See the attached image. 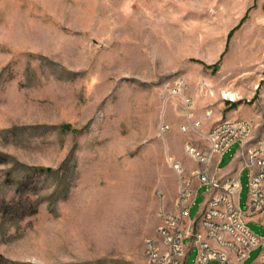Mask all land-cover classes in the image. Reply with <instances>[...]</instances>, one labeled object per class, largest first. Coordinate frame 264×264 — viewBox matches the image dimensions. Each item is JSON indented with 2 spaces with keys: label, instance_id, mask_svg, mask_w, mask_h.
Returning a JSON list of instances; mask_svg holds the SVG:
<instances>
[{
  "label": "rangeland",
  "instance_id": "obj_1",
  "mask_svg": "<svg viewBox=\"0 0 264 264\" xmlns=\"http://www.w3.org/2000/svg\"><path fill=\"white\" fill-rule=\"evenodd\" d=\"M250 1L0 0V264H148L159 211H176L169 156L197 166L190 139L173 137L194 131L181 129L182 96L165 86L182 76L212 98L206 109L217 96L255 106L264 7L255 19ZM240 182L245 212L247 169ZM246 224L264 238L263 224Z\"/></svg>",
  "mask_w": 264,
  "mask_h": 264
},
{
  "label": "built area",
  "instance_id": "obj_2",
  "mask_svg": "<svg viewBox=\"0 0 264 264\" xmlns=\"http://www.w3.org/2000/svg\"><path fill=\"white\" fill-rule=\"evenodd\" d=\"M166 84L168 95H181L187 115V123L181 129H197L199 119H192L193 98L185 95L188 86L182 76H176ZM211 109L205 110V116ZM162 124L161 129H168ZM253 132L251 121L243 118L224 119L204 135L207 148L200 149L192 143L185 144V152L200 167L187 172L183 164L173 156L169 162L178 174L176 211H159L156 235L146 239L145 255L148 264H184L189 247L196 246L194 264H242L249 251L262 246L257 259L250 264H264V238L247 226L244 212L238 201L241 182L238 176L221 178L212 162L220 157L234 142L250 141ZM246 165L250 168L248 179V211L264 210V138L252 141L246 148ZM197 182L213 190L204 198L198 214L189 217V205L195 199ZM188 239L189 245L184 241Z\"/></svg>",
  "mask_w": 264,
  "mask_h": 264
},
{
  "label": "crops",
  "instance_id": "obj_3",
  "mask_svg": "<svg viewBox=\"0 0 264 264\" xmlns=\"http://www.w3.org/2000/svg\"><path fill=\"white\" fill-rule=\"evenodd\" d=\"M254 5V15L255 19H260L263 14V7H264V0H252L248 3V6ZM250 24V22H249ZM185 94L188 96L193 97V113H192V119H199L200 120V126L197 128L198 130L194 129V131L190 132L188 135L182 136L180 140L177 139V134H174V139L176 141L182 142L184 139H190V143L196 145L200 149H206L207 148V141L204 139V135L214 126L215 123H217L220 120L224 119H237V118H243V119H250V121L253 124V132L250 141L247 142H238V147L236 150L228 157L227 162L220 166V162L224 159L232 145L218 158H215L212 162V168H215L217 170V175L221 178H228L231 176H238L240 178V174L244 169H247L248 171V179H249V170L250 168L246 165L247 163V156L245 154L246 148L248 145L257 139H263L264 138V83L260 89V94L258 97V102L255 103V106L249 107V105L244 103H236L233 101H229L227 99H224L223 97L217 96V104L213 109H211L212 115L209 117H205V110H206V103L211 100V97L202 96L201 93L193 91L187 88L185 91ZM233 93H231V96L233 97ZM236 95V94H235ZM171 110V108H170ZM182 111H178L177 116L175 119L172 120L175 126L179 122H182L183 120ZM185 124V123H183ZM198 132V133H197ZM196 143V144H195ZM235 143V142H234ZM181 151V149H177V151ZM176 151V155H177ZM180 161V160H179ZM181 162V161H180ZM182 163V162H181ZM197 166L192 168H187L184 166L185 170L187 172L192 171L193 169H196L200 167V164L195 161ZM196 185V193L195 197L197 195V191L200 187H204V191L202 193L203 200L205 197L210 196L213 193V190L205 185H200L197 182H195ZM239 201V200H238ZM248 197L246 201L247 210L244 212V217L246 221L249 219H254L255 221L261 223L264 225V210L257 212V213H250L248 211ZM172 209V208H171ZM173 210V209H172Z\"/></svg>",
  "mask_w": 264,
  "mask_h": 264
},
{
  "label": "trees",
  "instance_id": "obj_4",
  "mask_svg": "<svg viewBox=\"0 0 264 264\" xmlns=\"http://www.w3.org/2000/svg\"><path fill=\"white\" fill-rule=\"evenodd\" d=\"M34 168H35V170H39V171H49V168H47V169L37 168V167H34Z\"/></svg>",
  "mask_w": 264,
  "mask_h": 264
},
{
  "label": "bare ground",
  "instance_id": "obj_5",
  "mask_svg": "<svg viewBox=\"0 0 264 264\" xmlns=\"http://www.w3.org/2000/svg\"><path fill=\"white\" fill-rule=\"evenodd\" d=\"M138 172H139V171H138ZM140 173H141V172H140ZM140 173H139V174H140ZM124 208H125V205H124ZM99 211H100V210H99ZM124 211H125V210H124ZM101 214H102V213H101Z\"/></svg>",
  "mask_w": 264,
  "mask_h": 264
}]
</instances>
